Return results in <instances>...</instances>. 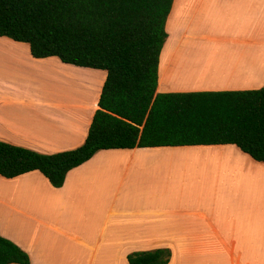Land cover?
Wrapping results in <instances>:
<instances>
[{
  "label": "crops",
  "instance_id": "1",
  "mask_svg": "<svg viewBox=\"0 0 264 264\" xmlns=\"http://www.w3.org/2000/svg\"><path fill=\"white\" fill-rule=\"evenodd\" d=\"M185 2L173 0L166 31L177 33ZM193 2L182 33L190 45L179 39L165 51L175 41L168 34L157 92L263 87L264 0ZM198 16L206 28L193 31ZM106 77L55 56L34 58L27 43L0 36V141L42 154L81 146ZM66 83L78 85L75 93ZM173 148L198 151L191 161L151 159ZM263 184L264 163L234 144L100 150L59 188L37 170L0 175V235L30 264H129L128 254L157 248L171 251L167 264H204L218 255L215 240L241 264L221 233L250 231V194Z\"/></svg>",
  "mask_w": 264,
  "mask_h": 264
},
{
  "label": "trees",
  "instance_id": "2",
  "mask_svg": "<svg viewBox=\"0 0 264 264\" xmlns=\"http://www.w3.org/2000/svg\"><path fill=\"white\" fill-rule=\"evenodd\" d=\"M173 0H0V36L34 58L107 73L85 142L42 154L0 141V175L39 171L56 188L100 150L234 144L264 163V86L157 92L159 56ZM168 248L128 254L129 264H167ZM0 264H30L0 235Z\"/></svg>",
  "mask_w": 264,
  "mask_h": 264
},
{
  "label": "rangeland",
  "instance_id": "3",
  "mask_svg": "<svg viewBox=\"0 0 264 264\" xmlns=\"http://www.w3.org/2000/svg\"><path fill=\"white\" fill-rule=\"evenodd\" d=\"M193 1L194 0H186V2L184 3V5L188 7V9L187 12H184L183 10L179 14V19H177V33L175 34L174 30L172 29L167 30L170 38L175 37V41L168 42L165 46V51L173 47L179 39L183 41V47H185L186 44L190 45V42L185 40V36L182 37V33L191 15L190 8L192 4H194ZM201 24H203L202 27ZM192 26L193 31L202 29L204 30V28H206V25H204V23L200 21L199 16L193 20ZM73 78H77L76 80H78V82H90V79L88 77H84L81 75H73ZM41 85L42 84L40 83V86ZM66 86V89H68V91L71 93H75L74 88L78 87L77 84L69 85L68 83H66ZM197 151L198 150L194 151L190 148H173L171 150H161L155 156L151 157V159L169 160L170 162L174 161L177 163L185 160L191 161V155ZM196 156L197 155H194L193 157ZM250 202L253 203V206L255 208L254 210H250V221L252 225L254 224V227L252 228L251 225L250 231L221 234L224 236L225 240L228 241L227 245L230 247V249L235 254L240 256L239 261L241 262V264H264V186L261 189L257 187L255 189V193L250 194ZM210 236L208 235V240L213 241V237ZM215 242L216 240L213 242L212 249L218 252V257L212 256L211 258L217 260L211 262V258L209 257V259L207 258V263L204 264H236L229 255V251H227L228 249L226 248V246H222L218 242Z\"/></svg>",
  "mask_w": 264,
  "mask_h": 264
}]
</instances>
